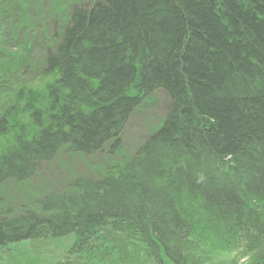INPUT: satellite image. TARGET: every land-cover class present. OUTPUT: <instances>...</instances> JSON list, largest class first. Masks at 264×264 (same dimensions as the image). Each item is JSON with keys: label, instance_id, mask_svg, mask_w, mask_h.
<instances>
[{"label": "trees", "instance_id": "1", "mask_svg": "<svg viewBox=\"0 0 264 264\" xmlns=\"http://www.w3.org/2000/svg\"><path fill=\"white\" fill-rule=\"evenodd\" d=\"M72 2L37 76L0 70V187L60 153L94 178L1 206L0 249L71 235L61 264H209L236 247L264 264V0ZM158 89L164 119L125 159L120 135Z\"/></svg>", "mask_w": 264, "mask_h": 264}, {"label": "rangeland", "instance_id": "2", "mask_svg": "<svg viewBox=\"0 0 264 264\" xmlns=\"http://www.w3.org/2000/svg\"><path fill=\"white\" fill-rule=\"evenodd\" d=\"M71 1L90 6L100 0H61L64 11L60 16L53 12V8L58 6L57 0H0V70L6 64H14V67L19 66L16 78L25 76L31 79L37 76L42 66L44 47L49 44L45 40L46 31H50L51 27L52 32L60 31ZM0 87L5 90L8 85L1 84ZM146 102L147 105L133 113L121 134L127 152L141 145L160 125L169 105V97L164 90L158 89ZM102 157L97 156L98 159ZM88 161L60 153L52 162L41 165L37 175L25 186L3 184L0 187V207L10 208L16 215L23 212L33 196L61 190L60 181L71 174L93 177L89 167L94 163ZM102 162L97 160L96 165ZM69 245L70 240L64 239L9 246L0 249V264H52L65 254Z\"/></svg>", "mask_w": 264, "mask_h": 264}, {"label": "bare ground", "instance_id": "3", "mask_svg": "<svg viewBox=\"0 0 264 264\" xmlns=\"http://www.w3.org/2000/svg\"><path fill=\"white\" fill-rule=\"evenodd\" d=\"M1 90H2V88L0 87V92H1ZM55 159H56V158H55ZM55 159H54V160H55ZM44 163H46V162H44ZM44 163H43V164H44ZM43 164H41V165H43ZM41 165H40V166H41ZM40 166H39V167H40ZM208 228H209V227H203V228H200V229L197 230V232H198L199 234H205V233H207V232L209 231Z\"/></svg>", "mask_w": 264, "mask_h": 264}]
</instances>
